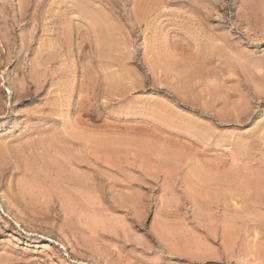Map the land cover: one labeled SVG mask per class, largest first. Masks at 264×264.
<instances>
[{"label":"rangeland","instance_id":"obj_1","mask_svg":"<svg viewBox=\"0 0 264 264\" xmlns=\"http://www.w3.org/2000/svg\"><path fill=\"white\" fill-rule=\"evenodd\" d=\"M0 194V264H264V0H0Z\"/></svg>","mask_w":264,"mask_h":264},{"label":"bare ground","instance_id":"obj_2","mask_svg":"<svg viewBox=\"0 0 264 264\" xmlns=\"http://www.w3.org/2000/svg\"><path fill=\"white\" fill-rule=\"evenodd\" d=\"M0 200H2L4 202V204H5V207L9 208L10 210H15L16 209V206L12 202H10L9 200L3 198L1 196V194H0ZM21 217H22V215H21Z\"/></svg>","mask_w":264,"mask_h":264}]
</instances>
